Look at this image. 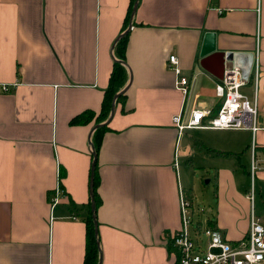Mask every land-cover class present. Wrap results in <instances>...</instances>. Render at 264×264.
<instances>
[{
    "label": "crops",
    "instance_id": "crops-1",
    "mask_svg": "<svg viewBox=\"0 0 264 264\" xmlns=\"http://www.w3.org/2000/svg\"><path fill=\"white\" fill-rule=\"evenodd\" d=\"M130 8L0 0V264H83L94 149L100 264H175L179 186L234 241L248 231L253 185L264 225V0H137L127 21ZM226 51L251 63L242 87L256 95L258 128L180 130L174 114L217 112ZM121 56L124 95L99 120ZM198 172L209 176L210 202L194 188ZM57 184L64 193L51 205Z\"/></svg>",
    "mask_w": 264,
    "mask_h": 264
},
{
    "label": "built area",
    "instance_id": "built-area-1",
    "mask_svg": "<svg viewBox=\"0 0 264 264\" xmlns=\"http://www.w3.org/2000/svg\"><path fill=\"white\" fill-rule=\"evenodd\" d=\"M167 65L176 75L177 88L186 93L189 78L183 73L175 53L169 55ZM246 82L247 78L239 69L225 68L223 78L215 84V94L220 98L217 112L209 114L208 108L196 106L191 109L186 122L182 121L180 113L173 115V122L180 130L201 126L250 128L254 132L258 128L256 95L251 99L241 91ZM204 116H207L205 120ZM256 167L257 163L252 157L251 177ZM63 193V187L57 184L51 195V205ZM248 197L251 201L248 231L241 239L232 241L224 238L207 217H200L203 207L179 186L181 223L171 237V244L177 251L175 264H264V225L253 210V185L249 188Z\"/></svg>",
    "mask_w": 264,
    "mask_h": 264
},
{
    "label": "trees",
    "instance_id": "trees-1",
    "mask_svg": "<svg viewBox=\"0 0 264 264\" xmlns=\"http://www.w3.org/2000/svg\"><path fill=\"white\" fill-rule=\"evenodd\" d=\"M135 0H131V8L128 11L127 15V21L129 20L131 13L133 12V5ZM125 34V33H124ZM124 34L119 36L116 40V45L114 50L119 51L120 49V42L124 38ZM123 62H125L122 58L115 59L113 62V67L110 73V80L109 85L105 91V96L103 98L102 106L103 109L102 116L99 117V120H102L103 118H106L107 115L110 112L111 109V100L114 96V94L121 89V87L126 83L127 81V70L125 66L123 65ZM124 95V92H121L119 95L116 96V101L122 98ZM103 125V124H102ZM102 125H99V127ZM97 127V128H99ZM96 128V129H97ZM92 144L94 146V142L92 141ZM96 145V144H95ZM96 155V150H93V155ZM96 166L91 168V176H90V189H91V201H94V208L92 209L91 206H89L87 215L85 217V224H86V240H85V252H84V258H83V264H98L100 259V247H99V236H98V230L95 228V211H96V205H97V195L95 192V184H96Z\"/></svg>",
    "mask_w": 264,
    "mask_h": 264
},
{
    "label": "water",
    "instance_id": "water-1",
    "mask_svg": "<svg viewBox=\"0 0 264 264\" xmlns=\"http://www.w3.org/2000/svg\"><path fill=\"white\" fill-rule=\"evenodd\" d=\"M136 4H137V0H135V2H134L133 10L136 8ZM128 28L125 29L124 31H122L118 35V37L121 36L122 34L126 33L127 30H128ZM223 53H224V56H225V59H226V63H225L226 64V66H225L226 68H236V69H239L242 72V75L244 77H247L248 76L249 69H250V66H251L250 61H248L245 65H237L236 64V60H235V58H236V53L235 52L226 51V52H223ZM122 91L123 90H120V91H118L117 93L114 94L113 99H112L111 112L114 109V100H115L116 96L119 95ZM95 160H96V155L94 154L93 160H92V167L95 164ZM91 208L92 209L94 208V201H92V203H91ZM94 222H95V228L97 230V221H96V219H94ZM98 264H100V259H99Z\"/></svg>",
    "mask_w": 264,
    "mask_h": 264
},
{
    "label": "rangeland",
    "instance_id": "rangeland-1",
    "mask_svg": "<svg viewBox=\"0 0 264 264\" xmlns=\"http://www.w3.org/2000/svg\"><path fill=\"white\" fill-rule=\"evenodd\" d=\"M240 89L244 94H247V95L250 94L249 88L241 87ZM248 98H249V96H248ZM196 176H197V178H196V182L194 184V188L196 189V192H198L197 194L200 196H203V199L206 202H210L209 198L213 194V186L206 182V180L208 179L209 176L204 175V172H201V173L198 172Z\"/></svg>",
    "mask_w": 264,
    "mask_h": 264
}]
</instances>
